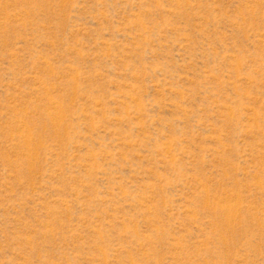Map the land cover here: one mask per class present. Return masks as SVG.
Listing matches in <instances>:
<instances>
[{
	"label": "rangeland",
	"instance_id": "obj_1",
	"mask_svg": "<svg viewBox=\"0 0 264 264\" xmlns=\"http://www.w3.org/2000/svg\"><path fill=\"white\" fill-rule=\"evenodd\" d=\"M0 264H264V0H0Z\"/></svg>",
	"mask_w": 264,
	"mask_h": 264
}]
</instances>
